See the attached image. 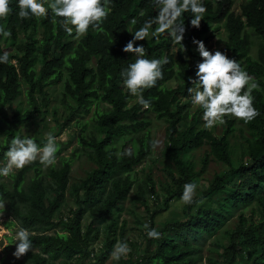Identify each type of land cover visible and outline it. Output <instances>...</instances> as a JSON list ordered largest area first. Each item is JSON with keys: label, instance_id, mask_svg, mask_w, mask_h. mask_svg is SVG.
<instances>
[{"label": "trees", "instance_id": "trees-1", "mask_svg": "<svg viewBox=\"0 0 264 264\" xmlns=\"http://www.w3.org/2000/svg\"><path fill=\"white\" fill-rule=\"evenodd\" d=\"M234 3L235 0H203L207 11L199 29L191 26L192 13H184L183 45L174 43L167 33L136 42V46L146 49V59L169 61L162 66L163 78L144 91V98L150 102L145 109L125 88L121 73L135 59L123 48L145 21L158 14L159 8L152 0H111L110 14L100 29L90 27L79 39L75 30L72 35L63 30V18L54 16L50 9L47 18L30 15L21 19L19 0H10L12 11L6 20H0V26L11 32L10 37L0 35V56L9 55V63H0V164L6 160L5 153L18 134V125L48 115L47 89L61 82L62 101L73 111L69 119L60 123L54 110L56 131L51 135L58 136L77 111L89 113L94 107L93 130L87 136L80 132L78 140L92 167L73 183L71 162L64 158L58 166L50 167L46 176L41 175L39 162L25 166L12 176L11 187L0 176V200L6 202L19 228L30 232L33 245V250L22 258H2L0 264H88L90 259L91 264H106L114 245L127 240L126 223L119 225L120 215L115 213L130 192L134 190V203L148 212L146 196L157 197L151 175L144 183L130 177L153 151L149 124L138 118L144 112H152L165 123L164 154L171 168L166 170L169 179L159 185L162 207L150 213L146 224L149 227L143 233L142 256L120 260V264H264V215L255 221L253 208L249 215L239 211L233 225L226 227L237 210L253 205L264 210V0H244L238 12L234 11ZM132 20L136 23L132 24ZM220 25L225 31L224 53L237 60L259 85L252 95L260 115L248 123L241 120L247 134L243 135L241 162L236 167L232 165L231 144L235 122L225 117L224 129L216 137L209 129L197 127L193 117L188 119L187 104L180 102L192 98L188 88L193 87L191 80L197 79V65L202 62L193 40L206 44L207 33L218 30ZM248 30L259 39L255 58L251 56ZM22 83L30 109L9 115L8 108L23 92ZM34 141L43 147L47 137ZM205 145L209 149L197 168L191 153ZM128 150L131 156L123 154ZM59 153L58 150L56 157ZM210 161L227 166L213 176L199 198L215 207L193 202L186 205L180 218L156 226L155 216L167 211L173 199H181L184 185L194 183ZM31 169L34 176L26 182ZM67 196L74 209L64 216ZM86 215L90 221L84 226ZM101 222L105 223L102 230L98 227ZM152 229L160 233L159 239L148 237L147 231ZM101 237H105L101 251L91 257L92 245ZM211 239L213 247L209 250L215 257L204 255V247Z\"/></svg>", "mask_w": 264, "mask_h": 264}, {"label": "clouds", "instance_id": "clouds-1", "mask_svg": "<svg viewBox=\"0 0 264 264\" xmlns=\"http://www.w3.org/2000/svg\"><path fill=\"white\" fill-rule=\"evenodd\" d=\"M159 8L158 14L145 21L142 27L135 31L133 39L123 48L125 53H132L135 57L128 68L122 71L124 86L138 102L145 108L150 102L144 98V91L154 87L158 80L163 78V65L169 61L166 58L146 59V49L143 45L136 46L137 41H145L150 35L157 36L167 33L176 44H182L186 28L181 17L186 12L192 13L190 21L193 28L199 29L207 9L203 0H152ZM111 0H19L21 19L34 16L37 19L47 18L49 9L56 17L63 18L61 26L69 35L75 30L79 39L88 33L89 28L100 29L110 14ZM47 4V7L45 6ZM10 0H0V20H6L11 13ZM143 15V12H141ZM136 21L132 20V24ZM71 25L72 27H70ZM155 25L154 32L150 30ZM102 30V29H101ZM0 35L10 37L11 32L0 26ZM202 62L197 65L196 78L192 79L193 87L188 88L194 106H200L203 112L204 127L212 129L218 124L225 123V117L233 116L245 123L256 119L260 113L254 107L253 91L259 85L254 81L240 63L230 59L225 53L217 50L215 53L206 49L203 41L193 40ZM183 45V44H182ZM0 63H9L8 53L0 56ZM159 141H153V148L159 146ZM58 146L56 138L48 134L47 143L40 147L34 139L17 134L12 140L9 150L5 153L6 164L0 168V176L8 177L15 170H22L25 166L39 160L44 167L54 166L57 163L56 153ZM131 156V150L123 153ZM117 155H120L119 153ZM197 185H184L181 201L186 204L194 202ZM0 206H3L0 204ZM148 229V225L144 226ZM149 238L159 239L160 233L155 229L147 231ZM16 250L13 256L20 259L33 250L30 232L20 228L16 233ZM130 249L126 242L118 241L110 254V260L119 261L127 256Z\"/></svg>", "mask_w": 264, "mask_h": 264}, {"label": "rangeland", "instance_id": "rangeland-1", "mask_svg": "<svg viewBox=\"0 0 264 264\" xmlns=\"http://www.w3.org/2000/svg\"><path fill=\"white\" fill-rule=\"evenodd\" d=\"M244 0H235L234 3V11H239V6ZM251 35L252 40V49L251 56L255 58L256 51L259 45V39L253 34L252 31L248 30ZM76 37V36H75ZM206 49L210 52L215 53V51L219 50L224 53V41H225V31L222 28V25L219 26L218 30L212 29L206 36ZM9 50V49H8ZM127 55L131 58H134L132 53H127ZM175 83H171L170 86H175ZM25 85L22 83V94L13 102V104L8 108L7 112L9 115L13 113L16 114L20 112L22 114L24 111L30 109L27 101V97L25 95ZM48 90V95L50 99L48 115L44 118L37 116L34 119H31L25 124L18 125L17 132L22 137L28 136L29 138L35 139L40 138L42 136L47 137L48 134H52L56 131L55 121L53 120L52 113L56 110V117L59 119L60 123L63 122V119H69L68 115L73 108L67 106L62 101V92L63 86L62 83L59 82ZM181 103H186L187 108L186 112L188 114V119L193 117L197 120V127H204L203 120V112L204 110L200 106H194L191 99H182ZM75 110V109H74ZM93 110L94 107L91 108L89 113L77 111L73 114V118L71 121H68L67 126H65L62 132L55 136L56 143L58 146V150L60 151L57 156V163L54 165L55 167L60 164V159H68L71 162V171H70V183L77 182L81 178H83L86 173L91 169L92 164L86 157V153L83 150L82 146L79 144V135L82 132L83 135H88L93 130ZM235 122L236 132L235 135L231 138V144L233 145V155H232V165L236 167L241 162V148L240 144L243 141V135L247 134V128L242 123L241 120L229 116ZM139 119H145L148 122V129L154 141H159V146L153 148L151 156L143 161L140 165L134 168V170L130 173V177L140 183L145 182V178L147 175H151L152 179L157 185V197L152 195H147V209L144 206L134 203L132 200L134 190H132L129 194L128 199L123 203L120 211H116L115 214H119V225L122 221L126 223V243L129 246V253L127 256L122 257L121 261H128L129 259H139L143 254L144 249V238L143 233L145 232V225L148 224L149 215L151 212L158 211L161 208V204L163 201V193L159 188V185L164 184L166 180H168L167 169L171 168V164L169 160L166 158L164 154V142H165V123L162 120H158L152 112H144L138 115ZM86 125V127H84ZM180 127H183L180 125ZM84 129V130H82ZM224 129V123L218 124L214 126L212 129H209L214 133L216 137L220 136L221 131ZM3 135L0 133V142L2 141ZM129 142L127 144V148H129ZM208 146H203L200 149H197L191 153L192 160L197 165V168L200 167L201 159L206 151H208ZM36 162H39L37 160ZM35 163V162H34ZM6 164V160L0 164V168H2ZM53 167V166H50ZM50 167H44L43 165H39L38 168L42 176H46ZM227 166L223 164L216 163L210 161L205 172L199 176L195 180V184L197 185L194 202L197 203V206L202 207H215L214 204L209 203L205 200H199L201 193L206 189L207 183L213 178V176L217 173H221L226 170ZM19 170H15L13 174H10L8 177H4L2 181L8 186L11 187V178L14 174H16ZM34 176V170L31 169L27 172L26 182L29 181ZM0 260L2 258H11L13 257V253L16 250V233L20 229L17 222L11 216L9 210L7 209V204L5 201L0 200ZM186 203H183L181 199H173L169 203V208L167 211L159 212L155 218L156 226L161 225L163 222L180 218L183 215V212L186 208ZM161 206V207H160ZM253 208L255 215L254 220H259L264 215V210L256 207V205L250 206L248 208H244L241 210H237L234 212L233 217L230 219L226 227H231L235 221L237 213L239 211H243L247 215L250 213V209ZM74 209V204L71 199L67 196L66 206L63 209L64 216L69 214V210ZM90 221L89 217L86 215L83 220V225L85 226ZM104 222L99 223L98 227L102 230L104 226ZM225 227V228H226ZM219 238L221 237L218 235ZM105 237H101L100 240L96 241L92 245V254L93 256L98 255L103 246ZM211 240L207 242L204 247V255L205 256H214L213 253L210 252L209 249H212ZM221 252V249H217ZM119 260V261H120ZM117 260H108L106 264H120ZM88 264L93 263V260L90 259L87 261ZM203 264H205L203 262Z\"/></svg>", "mask_w": 264, "mask_h": 264}, {"label": "built area", "instance_id": "built-area-1", "mask_svg": "<svg viewBox=\"0 0 264 264\" xmlns=\"http://www.w3.org/2000/svg\"><path fill=\"white\" fill-rule=\"evenodd\" d=\"M91 257H93V254H91Z\"/></svg>", "mask_w": 264, "mask_h": 264}]
</instances>
